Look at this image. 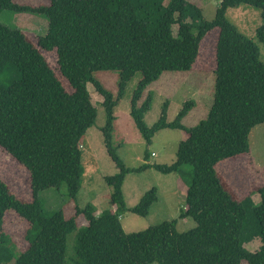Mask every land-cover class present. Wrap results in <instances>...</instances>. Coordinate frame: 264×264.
I'll list each match as a JSON object with an SVG mask.
<instances>
[{"label": "trees", "instance_id": "trees-1", "mask_svg": "<svg viewBox=\"0 0 264 264\" xmlns=\"http://www.w3.org/2000/svg\"><path fill=\"white\" fill-rule=\"evenodd\" d=\"M44 2L0 0V12H28L47 21L37 45L20 30L0 25V148L25 169L32 196V202L20 200L0 179V264H264V184L256 191L260 202L254 205L250 195L234 199L216 171L220 161L248 152L251 129L264 123V62L256 44L226 18L228 9L246 5L260 11L264 21V0H221L210 21L187 0ZM212 30L218 36L213 99L206 118L189 128L182 125L194 105L189 100L168 122L165 102L158 120L147 127L143 120L152 94L138 105L146 87L165 71H188L202 39ZM255 37L264 46V25ZM40 50H56L58 71L73 93L66 91ZM101 71L118 73L115 96L95 78ZM135 74L140 79L130 116L146 144L160 130L186 134L171 165L145 163L128 169L112 145L114 109ZM86 84L103 99L105 125L100 131L117 169L115 175L104 177L113 210L95 216L88 204L75 207L67 217L61 210L46 212L39 195L65 184L68 197L75 199L80 189L79 142L96 118ZM183 166L192 168V176L179 219L190 217L195 227L178 233L177 221L172 220L125 233L120 217H146L158 199L153 187L127 208L121 191L125 176L149 168L176 173ZM10 210L28 223V245L18 255L3 231ZM78 217L86 225L77 231L74 254L67 260V236L76 230ZM255 239L260 241L258 249L246 250L244 245Z\"/></svg>", "mask_w": 264, "mask_h": 264}, {"label": "rangeland", "instance_id": "rangeland-1", "mask_svg": "<svg viewBox=\"0 0 264 264\" xmlns=\"http://www.w3.org/2000/svg\"><path fill=\"white\" fill-rule=\"evenodd\" d=\"M17 1L31 5L46 4L44 0ZM187 1L198 6L203 19L210 21L214 18L215 10L221 0ZM226 18L238 32L256 44L259 58L264 62V46L255 37L256 29L264 25L260 11L254 7L242 5L228 9ZM0 25L20 30L32 44L37 45L38 38L46 32L47 21L43 15L4 10L0 12ZM172 32L175 37L177 26L172 27ZM217 36L218 31L212 30L202 39L197 59L188 71H165L159 80L146 87L138 105L142 104L148 93L152 94L150 109L143 120L147 127L158 120L165 102H167L166 120L168 122L174 120L183 104L189 100H192L194 105L182 120V125L189 128L206 118L213 99ZM40 53L54 70L56 77L61 80L66 91L73 93L74 90L69 87L58 71L56 50H40ZM94 76L114 96L117 94V72L101 71ZM139 79L140 75L135 74L126 84L114 109L112 145L117 156L128 169L138 168L145 163L171 165L176 159L178 144L186 138V134L180 130L164 129L155 133L151 143L146 144L130 116V102ZM85 88L96 109V118L94 125L85 132L79 142L82 170L80 189L75 199L68 197L65 184L44 190L39 195V200L46 212L61 210L67 217L74 214L75 207L82 209L88 204L93 207L95 216L103 211L113 210L109 203L111 189L104 182V177L115 175L117 169L107 154L100 131L105 125L103 99L95 92L91 84H86ZM145 152L149 154L147 160L144 159ZM216 171L234 199L240 200L250 195L253 204L258 205L260 199L256 191L264 184V123L251 129L248 135V152L220 161L216 165ZM191 176L192 168L189 166H183L179 172L170 174L159 173L153 168L140 173L127 174L121 187L127 208L134 207L141 196L153 187L157 190L158 199L151 206L146 217H139L132 213L123 214L120 217L123 231L125 233L139 232L150 226L172 220L177 221L178 233L194 228L196 224L192 218L179 219L185 209V193ZM0 179L9 186L14 196L27 203L32 202L29 175L2 148H0ZM85 225L86 221L78 217L76 230L67 236V260L74 254L73 245L77 231ZM27 228L28 223L12 210L6 212L3 231L8 234L16 255L28 245L25 240ZM259 245V239H255L245 244L244 248L254 252ZM12 262L9 264H13ZM239 264H247V262L241 261Z\"/></svg>", "mask_w": 264, "mask_h": 264}]
</instances>
